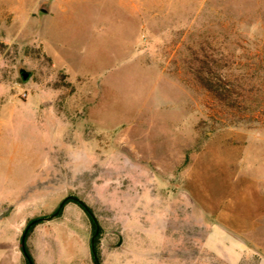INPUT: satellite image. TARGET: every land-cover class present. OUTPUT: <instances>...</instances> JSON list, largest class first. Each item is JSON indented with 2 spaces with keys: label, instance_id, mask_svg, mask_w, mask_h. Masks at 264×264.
<instances>
[{
  "label": "rangeland",
  "instance_id": "374dc122",
  "mask_svg": "<svg viewBox=\"0 0 264 264\" xmlns=\"http://www.w3.org/2000/svg\"><path fill=\"white\" fill-rule=\"evenodd\" d=\"M68 196L101 264H264V0H0V264ZM95 232L68 202L27 247Z\"/></svg>",
  "mask_w": 264,
  "mask_h": 264
},
{
  "label": "water",
  "instance_id": "95a60500",
  "mask_svg": "<svg viewBox=\"0 0 264 264\" xmlns=\"http://www.w3.org/2000/svg\"><path fill=\"white\" fill-rule=\"evenodd\" d=\"M45 7L47 8L48 5H46ZM44 11H46V9H44ZM19 73H20V75H21V77H22V79L24 81H27L32 75V72L27 70L25 67H21L19 69ZM70 200H74V201L78 202L81 206H83L85 208V210L90 214V216L93 218V220L96 223V226H97L96 227V232H95V235H94L93 241H92L93 242V250L95 251V241H96V237L101 232V227H100V224L98 222L97 216L95 215L93 210L88 206V204L85 201H83L82 199H80V198H78L76 196H68L61 203L59 210L56 213H54L50 218L56 217L60 213L61 209L65 206V204L67 202H69ZM10 210H11V208L6 213L2 214L1 217L6 215V214H8L10 212ZM50 218H38V219L33 220L32 222H30L28 224V226H27V228H26V230L24 232V235H23V238H22V251H23L25 257L28 259L29 264H35V262L32 260L30 254H29V252L27 250V236H28V233H29L30 229L33 226H35L36 224H38V223H40L42 221L49 220ZM115 233L120 235L121 242H120V244H118L117 246H114V247H120L122 245V243H123V237H122L120 232H115Z\"/></svg>",
  "mask_w": 264,
  "mask_h": 264
},
{
  "label": "trees",
  "instance_id": "16d2710c",
  "mask_svg": "<svg viewBox=\"0 0 264 264\" xmlns=\"http://www.w3.org/2000/svg\"><path fill=\"white\" fill-rule=\"evenodd\" d=\"M69 202H76V201H74V200H70ZM68 203V202H67ZM66 203V204H67ZM77 204H79L78 202H76ZM65 204V205H66ZM80 205V204H79ZM81 206V205H80ZM84 210H85V208L83 207V206H81ZM64 208V207H63ZM63 208L61 209V211H60V213L62 212V210H63ZM59 210V209H58ZM57 210V211H58ZM86 211V210H85ZM87 212V211H86ZM59 213V214H60ZM58 214V215H59ZM87 214L90 216V214L87 212ZM90 218H91V220H92V223H93V225H94V227H97L96 226V223H95V221L93 220V218L90 216ZM32 222V221H31ZM34 227V226H33ZM33 227L30 229V231H29V233L31 232V230L33 229ZM29 233H28V235H29ZM100 234H101V232H100ZM99 234V235H100ZM99 235L96 237V241H95V251L93 250V245H92V251H93V256H94V263L95 264H101V261H100V257H99V251H98V247H97V244H98V242H99ZM27 238H28V236H27ZM27 250H28V247H27ZM28 252H29V250H28ZM29 254H30V252H29ZM31 256V255H30ZM31 258H32V256H31ZM26 260H27V262L29 263V261H28V259L26 258ZM32 260H33V258H32ZM34 261V260H33Z\"/></svg>",
  "mask_w": 264,
  "mask_h": 264
},
{
  "label": "bare ground",
  "instance_id": "6f19581e",
  "mask_svg": "<svg viewBox=\"0 0 264 264\" xmlns=\"http://www.w3.org/2000/svg\"><path fill=\"white\" fill-rule=\"evenodd\" d=\"M16 18V17H15ZM20 19V18H19ZM19 21V20H18ZM2 126V125H1Z\"/></svg>",
  "mask_w": 264,
  "mask_h": 264
}]
</instances>
